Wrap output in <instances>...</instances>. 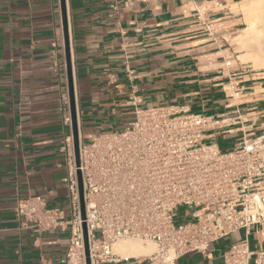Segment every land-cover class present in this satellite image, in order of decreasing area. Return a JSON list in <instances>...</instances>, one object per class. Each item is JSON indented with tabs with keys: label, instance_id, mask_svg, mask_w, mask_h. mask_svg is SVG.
I'll use <instances>...</instances> for the list:
<instances>
[{
	"label": "crops",
	"instance_id": "obj_1",
	"mask_svg": "<svg viewBox=\"0 0 264 264\" xmlns=\"http://www.w3.org/2000/svg\"><path fill=\"white\" fill-rule=\"evenodd\" d=\"M244 1L66 0L81 140L123 128L133 118L134 100L141 109L172 106L227 117L238 123L237 134L210 135L223 137L228 149L243 138L241 131L261 135L264 70L228 61V36L243 25ZM240 33L234 42L242 55ZM69 117L60 0H0V264H62L70 227L37 234L15 209L19 198L39 195L69 218ZM245 240L251 251H264V225L177 264H223L225 251ZM144 247V255L126 256L116 245L114 251L131 258L155 251L153 244Z\"/></svg>",
	"mask_w": 264,
	"mask_h": 264
},
{
	"label": "built area",
	"instance_id": "obj_2",
	"mask_svg": "<svg viewBox=\"0 0 264 264\" xmlns=\"http://www.w3.org/2000/svg\"><path fill=\"white\" fill-rule=\"evenodd\" d=\"M133 104L123 128L80 140L79 166L73 135L66 139L69 218L42 196L17 200V218L35 233L70 227L62 264H86L84 225L91 264H177L188 253L208 255L216 241L264 225V132L246 137L251 131H241L243 138L222 150L210 133L235 136L238 123L227 117ZM66 122L72 127L70 117ZM124 240L151 243L155 251L121 256L114 246ZM223 260L264 264V251H251L245 240Z\"/></svg>",
	"mask_w": 264,
	"mask_h": 264
},
{
	"label": "bare ground",
	"instance_id": "obj_3",
	"mask_svg": "<svg viewBox=\"0 0 264 264\" xmlns=\"http://www.w3.org/2000/svg\"><path fill=\"white\" fill-rule=\"evenodd\" d=\"M240 10L247 25L237 38L244 51L240 60L242 63H252L256 70H264V0H245ZM144 249L135 242L116 243V250L126 256L144 255Z\"/></svg>",
	"mask_w": 264,
	"mask_h": 264
},
{
	"label": "water",
	"instance_id": "obj_4",
	"mask_svg": "<svg viewBox=\"0 0 264 264\" xmlns=\"http://www.w3.org/2000/svg\"><path fill=\"white\" fill-rule=\"evenodd\" d=\"M61 3V14H62V25H63V34H64V43H65V56L67 64V77H68V90H69V101H70V111H71V121H72V132L75 146V155L77 165L79 166V144H80V134L78 128L77 120V108H76V97L74 89V80L72 72V63H71V54H70V41H69V23L67 15L66 0H60ZM80 179V195L82 203V216L84 219V203H83V191ZM84 241H85V254H86V264H91L90 251L88 246L87 231L84 225Z\"/></svg>",
	"mask_w": 264,
	"mask_h": 264
},
{
	"label": "rangeland",
	"instance_id": "obj_5",
	"mask_svg": "<svg viewBox=\"0 0 264 264\" xmlns=\"http://www.w3.org/2000/svg\"><path fill=\"white\" fill-rule=\"evenodd\" d=\"M240 14V13H239ZM243 14V13H242ZM240 14V19H241V22L243 23V25L241 27H239L238 30H234L232 31L231 35L228 36V41L230 43V45L232 46V50H231V56L233 58H231L230 60L228 61H231L233 63V61H237L239 63V65H243L245 68L247 69H255L253 64L251 63H242V61L239 60V56L241 55V50L239 49V47L236 45V43L234 42V39L235 37L245 28H247V25L245 26L244 22H245V16L244 14L242 15ZM234 64V63H233ZM248 64V65H247ZM256 70V69H255ZM119 130V129H118ZM212 137V136H211ZM223 140V137L221 136H218L216 137L213 142L215 143H218L220 148L222 150H226L228 149V146L226 145V143H223L222 142ZM86 142H89V141H86ZM126 242H135L137 243L138 245H141V246H144V245H148V246H152L151 243H142L141 241H138V240H124Z\"/></svg>",
	"mask_w": 264,
	"mask_h": 264
}]
</instances>
